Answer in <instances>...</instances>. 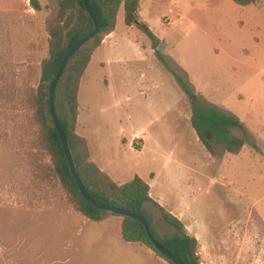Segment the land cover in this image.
<instances>
[{"label":"rangeland","instance_id":"1","mask_svg":"<svg viewBox=\"0 0 264 264\" xmlns=\"http://www.w3.org/2000/svg\"><path fill=\"white\" fill-rule=\"evenodd\" d=\"M37 1L40 12L29 0H0V264H168L117 238L120 217H83L49 174L33 98L58 3ZM140 16L157 35L156 48L138 27L125 29L120 9L116 31L127 39L112 58L121 53L119 69L109 75L92 60L80 85L77 132L89 130L90 150L99 142L113 166L151 171L159 185L173 168L206 221L196 233L205 264H264V0H140ZM55 104L65 116L62 84ZM203 108L243 125L232 128L245 142L240 154L227 153L211 133V153L204 147L190 125L193 110ZM146 208L162 237L176 234L155 206Z\"/></svg>","mask_w":264,"mask_h":264},{"label":"trees","instance_id":"2","mask_svg":"<svg viewBox=\"0 0 264 264\" xmlns=\"http://www.w3.org/2000/svg\"><path fill=\"white\" fill-rule=\"evenodd\" d=\"M29 1L35 12L42 11L37 0ZM232 1L240 6L254 3V0ZM57 3V15L48 28V55L40 64L39 84L33 98L34 121L39 128L38 143L50 158L49 174L64 191L69 203L86 219L100 222L106 212L91 206L81 196L71 176L48 109L49 87L65 53L93 29V23L85 11L83 0H57ZM89 3L92 12L100 22V29L96 36L69 60L59 82L62 84V99L66 115L58 116V118L66 136L75 169L91 199L101 205L119 208L140 216L147 223L154 240L172 256L183 264H199L197 240L188 235L179 219L152 201L149 185L138 176L121 185L113 182L90 159L88 143L77 133L80 106L78 94L81 79L94 52L100 47L104 38L115 31L119 10H123V23L126 27L136 26L141 29L152 41L154 48L158 43L156 36L147 25L139 20L140 0H89ZM177 80L183 91L189 94V88L183 80L181 78ZM190 125L210 153L212 149L206 139L210 133L215 136V141L224 145L226 152L231 155L240 154L245 145L244 140L232 132V128H242L243 125L235 117L213 108L194 109ZM147 204H152L158 209L160 220L176 232L174 236L162 237L157 232L153 216L146 208ZM120 218V232L124 242L140 243L166 263L172 264L154 249L140 223L129 217Z\"/></svg>","mask_w":264,"mask_h":264},{"label":"crops","instance_id":"3","mask_svg":"<svg viewBox=\"0 0 264 264\" xmlns=\"http://www.w3.org/2000/svg\"><path fill=\"white\" fill-rule=\"evenodd\" d=\"M139 17H141L140 13H139ZM144 23L148 27V24L146 22H144ZM130 28L131 27H125V29H130ZM149 30L154 34V32L150 28H149ZM154 35H156V34H154ZM126 39H127V37H125L124 32L122 30L120 32H117L116 28H115V31L113 33H111L110 35H108L104 38L100 47L94 52L90 63L95 58L97 65L101 68H106L109 75L116 72L119 69L117 64H120L122 55H121V53H118L115 60H113L112 58L115 55L114 54L115 50L121 49L122 45L124 46V42ZM128 45H129V43H128ZM124 48L127 49V47H124ZM135 48L136 47L133 48L134 53L141 55L142 52L139 49H137V48L135 49ZM90 63H89V65H90ZM84 75H85V73H84ZM84 75H83L82 79L84 78ZM82 79H81V82H82ZM80 85H81V83H80ZM78 123H79V121H78ZM79 135L84 137L85 139L90 138V136H92L89 133V130H87L83 135H81V134H79ZM132 137L134 138L135 135L132 134ZM86 141H87V139H86ZM132 142H133V140L131 139V142L129 143V148H130V144ZM87 143H88V141H87ZM98 143L96 141V143L93 144V150H90V148H89V151H90V159L98 166V168L100 170L105 172L112 179V181L118 185H121V184H124L126 182L131 181L135 176H138L139 178H141L150 187V193L149 194H150V198L152 199V201L154 203H156L158 206L164 208L166 211H168L174 217L179 219L183 223V225L185 226V229H186L188 235L194 237L198 241V236L196 235V233L198 230H201V228L206 226V223H205L206 221H204L202 218L199 217L200 216L199 212L195 209V207L192 206V203H189L186 200L185 195H183V191H181L182 187L179 186L178 180L175 179L176 177L172 173L174 171L173 168L168 169L166 171L163 183L159 185V183L155 182V180L157 178L156 175H158V174H153L151 171H147L146 173L143 171V173H140V171L131 169L129 171L130 172L129 173L128 169H126L124 166H117V167L113 166L111 160H109L108 158L105 157L103 150H100ZM130 151L131 152H137V150H135V149L134 150L130 149ZM170 163H171V157L168 155L163 162L162 170L165 171V167H167ZM182 168H183V165H181L180 163H177L175 166V170L179 171V176H183V174H184L181 172L183 170ZM113 176H115L114 178H116V179H114ZM126 176H128V179L122 180V181H117L118 179L125 178ZM199 178H200V175L198 174V180L197 181H199ZM194 181H195V177L193 178V182ZM195 214H198V215H195ZM120 224H119L118 230L116 231V234H115L117 238H118V234H120V236H121ZM190 227L192 228V231L189 230ZM109 230L110 229H108V231ZM137 244L147 248L146 246H144L140 243H137Z\"/></svg>","mask_w":264,"mask_h":264},{"label":"water","instance_id":"4","mask_svg":"<svg viewBox=\"0 0 264 264\" xmlns=\"http://www.w3.org/2000/svg\"><path fill=\"white\" fill-rule=\"evenodd\" d=\"M84 3V8L86 13L88 14V16L90 17L92 23H93V29L86 34L84 37H82L74 46H72L64 55L63 60L61 62V65L56 73V75L54 76L50 87H49V96H48V109H49V113H50V117L52 120V123L54 125V128L59 136L62 148L64 150L68 165H69V169H70V173L71 176L73 178V180L75 181L77 188L81 194V196L83 197V199L90 204L91 206L95 207L96 209L100 210V211H104L106 213H110L112 215L118 216V217H129L131 219L136 220L138 223H140L146 233V236L149 240V242L152 244V246L154 247V249L160 254L162 255L166 260L170 261L172 264H183L182 262H180L179 260H177L174 256H172L168 251H166L162 246H160L153 238L150 229L147 225V223L145 222L144 219H142L140 216H137L135 214H132L128 211L119 209V208H115V207H109V206H104L101 205L97 202H95L93 199H91L79 176L78 173L75 169L73 160H72V156L70 153V150L68 148V144H67V140H66V136L64 134V131L62 129V126L59 122V118L56 112V104H55V96H56V89L57 86L62 78L63 72L66 68L67 63L69 62V60L89 41H91L96 34L98 33L99 29H100V22L98 20V18L94 15V13L92 12V8L90 6L89 0H83Z\"/></svg>","mask_w":264,"mask_h":264},{"label":"built area","instance_id":"5","mask_svg":"<svg viewBox=\"0 0 264 264\" xmlns=\"http://www.w3.org/2000/svg\"><path fill=\"white\" fill-rule=\"evenodd\" d=\"M132 143H133V142H132ZM132 143L130 144V149H131V150H134V148H133V144H132ZM199 264H205V262H204L203 260H200V259H199Z\"/></svg>","mask_w":264,"mask_h":264}]
</instances>
